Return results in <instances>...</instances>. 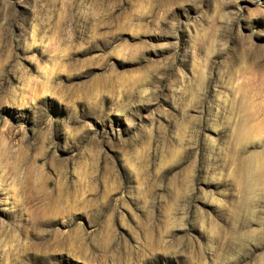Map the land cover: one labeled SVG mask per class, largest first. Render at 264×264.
Masks as SVG:
<instances>
[{"label":"rangeland","instance_id":"obj_1","mask_svg":"<svg viewBox=\"0 0 264 264\" xmlns=\"http://www.w3.org/2000/svg\"><path fill=\"white\" fill-rule=\"evenodd\" d=\"M0 264H264V0H0Z\"/></svg>","mask_w":264,"mask_h":264}]
</instances>
